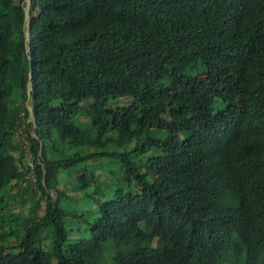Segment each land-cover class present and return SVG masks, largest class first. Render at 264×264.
I'll return each instance as SVG.
<instances>
[{
  "label": "trees",
  "instance_id": "obj_1",
  "mask_svg": "<svg viewBox=\"0 0 264 264\" xmlns=\"http://www.w3.org/2000/svg\"><path fill=\"white\" fill-rule=\"evenodd\" d=\"M0 264H264V0H0Z\"/></svg>",
  "mask_w": 264,
  "mask_h": 264
},
{
  "label": "rangeland",
  "instance_id": "obj_2",
  "mask_svg": "<svg viewBox=\"0 0 264 264\" xmlns=\"http://www.w3.org/2000/svg\"><path fill=\"white\" fill-rule=\"evenodd\" d=\"M21 70L24 71V70H23V67L21 68ZM22 71H21V72H22ZM12 77H13V76H12ZM12 77H11V80L13 79ZM11 80H10V82H11ZM18 103H19L18 99H15V100H14V104H18ZM26 107L28 108V110H30V105H29L28 103H26ZM21 115H22V114L20 113L19 116H21ZM30 119H31V118H27V119L25 120V122H27V121L30 120ZM19 120H21V118H19ZM32 133H33V132H32Z\"/></svg>",
  "mask_w": 264,
  "mask_h": 264
}]
</instances>
